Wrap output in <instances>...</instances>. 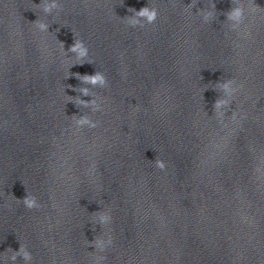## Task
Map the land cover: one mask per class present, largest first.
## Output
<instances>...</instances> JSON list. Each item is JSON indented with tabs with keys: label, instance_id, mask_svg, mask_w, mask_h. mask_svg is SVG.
Wrapping results in <instances>:
<instances>
[{
	"label": "clouds",
	"instance_id": "clouds-1",
	"mask_svg": "<svg viewBox=\"0 0 264 264\" xmlns=\"http://www.w3.org/2000/svg\"><path fill=\"white\" fill-rule=\"evenodd\" d=\"M233 7L227 13H225L227 19L226 21H230V28L232 30H239L241 25L244 23L246 19V8L249 12L253 11L254 9H261V7L255 4V0H247V4H245L244 0H232ZM61 5L59 4L58 0H40L39 4L33 3V8L41 9L43 13L46 15H50L53 10L60 8ZM188 7H195L193 3H190ZM211 11H205L203 9L198 10V14L202 16L205 23L209 22L210 19L214 16L215 11V4L211 5ZM127 11L131 13V15L123 17L126 24L130 27H143L145 24H154L158 18V10L154 6H150L148 3L146 6L136 10L135 8H128ZM31 24L39 30L41 33H48L50 25L43 20L37 18L35 21H32ZM60 44V52L62 55L67 53L74 54L77 58L76 63L70 64L69 69L74 65H83L84 63H90L89 59V49L87 45L84 43L82 39H74V43L65 50V45L63 42L59 41ZM77 80L81 82V84H89L92 86H99L101 88L107 87L108 80L107 77L102 73L96 71L95 74L88 75H80L79 73H74ZM235 81L232 79L220 81L217 83V88H215L219 93V97L215 100L213 108H214V115L218 118L220 123L227 127V123L225 122V118L228 117L226 115L227 110L230 109L232 100L235 98V93L237 91L236 88L233 87ZM69 87H72L69 85ZM73 91H79L82 96H88L89 91L88 89L75 87ZM80 97H71L69 101L74 103L76 107L79 109L81 107H88L89 105H94L93 112L100 111V105L96 104L95 100H84ZM237 113L232 111L231 116L228 117L231 120H236ZM73 124L75 125L76 131H79L83 127L87 126L89 128H96L98 126V122L91 119L88 115H73L71 117ZM155 167L160 171L166 170V163L159 159L155 158L153 161ZM19 203H22L26 209H39L41 204L39 203L38 198L35 195H30L27 193L22 199H17ZM96 216L95 223L93 224V230L95 229V225L99 224L101 228H105L111 222V214L109 211L100 210L97 212L92 213ZM88 246H92L95 248L94 252H90L89 255L94 258V264H103V261L106 260V257L103 255H98L97 253H103L108 246L111 245L112 240L111 237L107 240L104 239L103 235H98L94 238L93 241L86 240ZM8 251L12 252V255L9 257H5V264H7V260H11L15 262L18 257H21L25 264H28L33 257L32 254L27 250L24 245H20L19 250L15 251L12 248H8Z\"/></svg>",
	"mask_w": 264,
	"mask_h": 264
}]
</instances>
